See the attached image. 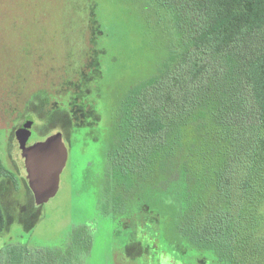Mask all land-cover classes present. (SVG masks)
I'll return each mask as SVG.
<instances>
[{
    "label": "trees",
    "instance_id": "16d2710c",
    "mask_svg": "<svg viewBox=\"0 0 264 264\" xmlns=\"http://www.w3.org/2000/svg\"><path fill=\"white\" fill-rule=\"evenodd\" d=\"M86 1L96 51L112 41L121 65V50L138 46L129 76L106 69L114 94L104 53L82 66L108 109L106 130L94 128L97 109L77 105L82 74L70 94L73 133L95 141L97 131L105 145L98 203L123 225L146 215L150 240L174 258L264 264V0H104L127 17L112 26ZM25 249L7 245L11 264Z\"/></svg>",
    "mask_w": 264,
    "mask_h": 264
},
{
    "label": "rangeland",
    "instance_id": "374dc122",
    "mask_svg": "<svg viewBox=\"0 0 264 264\" xmlns=\"http://www.w3.org/2000/svg\"><path fill=\"white\" fill-rule=\"evenodd\" d=\"M93 2L111 26L114 21L128 24L127 17L119 18L106 1ZM87 4L86 0H0V154L16 171L10 156L11 136L25 115L34 117L38 138L62 134L68 149L59 190L39 207L34 205L25 182L17 191L8 181L0 184V202L6 216L0 237V264H11L9 251H5L11 244L26 248L22 264H197L195 251L174 258L162 251L159 241L150 240L153 234L148 231L146 215L138 221L128 219L129 223L123 225L124 216L104 207L108 204L104 198L98 203V196H104L100 181L105 145L97 131L95 141L93 136L73 133L74 118L68 113L73 102L70 94H79L74 85L82 74L86 85L77 105L83 110L97 109L101 121L94 128L106 130L108 109L103 96L96 100L91 94L95 89L93 77L84 75L82 66L92 56L104 53L100 56L102 83L108 79L105 86L114 94L120 91L114 88L117 76L111 77L112 72L109 76L106 69L120 68L129 76L138 46L126 45L121 50V65L114 61L112 41H102L96 51ZM144 57L145 53L143 61ZM105 86L99 92L105 91ZM8 127L12 128L9 133ZM80 132L85 131L81 128ZM129 240L136 242L128 244ZM19 258L16 256V261Z\"/></svg>",
    "mask_w": 264,
    "mask_h": 264
},
{
    "label": "water",
    "instance_id": "95a60500",
    "mask_svg": "<svg viewBox=\"0 0 264 264\" xmlns=\"http://www.w3.org/2000/svg\"><path fill=\"white\" fill-rule=\"evenodd\" d=\"M28 136V132H20L13 156L33 195L34 205L39 207L57 194L60 176L68 161V149L62 134L31 145L27 142Z\"/></svg>",
    "mask_w": 264,
    "mask_h": 264
},
{
    "label": "flooded vegetation",
    "instance_id": "af4514ba",
    "mask_svg": "<svg viewBox=\"0 0 264 264\" xmlns=\"http://www.w3.org/2000/svg\"><path fill=\"white\" fill-rule=\"evenodd\" d=\"M10 116H11V113H9ZM34 127H35V120H34V117L32 115H25L21 120L18 121L17 123V127L14 129V131L12 132V136H11V143H10V146H11V151H10V156H11V159L12 161L15 163L16 165V171L15 170H12L10 169L6 162H5V155H2L0 154V165L2 166V170L0 172V184L4 181H8L13 187L14 189L17 191L18 189H20V186H21V182H25L26 186H27V183L26 181L24 180L20 170H19V166L17 164V161L14 159V156H13V153H14V150L16 148V146L18 145L17 142H18V138L20 137V132L22 130L28 132L29 136L27 138V142L29 145L31 144H35L37 142H42L44 141L46 138H48L49 136L47 137H44V138H38L37 137V134L34 130ZM28 128V129H26ZM12 131V128L10 129L8 127V133ZM7 133V134H8ZM4 137H7L4 136ZM2 143V142H1ZM0 143V144H1ZM1 148V147H0ZM28 187V186H27ZM29 189V188H28ZM30 190V189H29ZM0 216L2 217L3 221H4V228H5V222H6V216L4 214V211H3V207L1 205V202H0ZM4 231V229H3ZM3 233V232H2ZM2 235V234H1ZM0 235V237H1Z\"/></svg>",
    "mask_w": 264,
    "mask_h": 264
}]
</instances>
